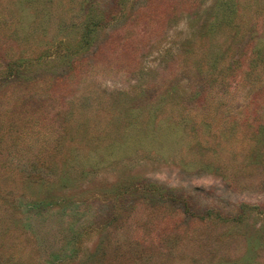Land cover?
I'll list each match as a JSON object with an SVG mask.
<instances>
[{
	"label": "rangeland",
	"instance_id": "rangeland-1",
	"mask_svg": "<svg viewBox=\"0 0 264 264\" xmlns=\"http://www.w3.org/2000/svg\"><path fill=\"white\" fill-rule=\"evenodd\" d=\"M0 264H264V0H0Z\"/></svg>",
	"mask_w": 264,
	"mask_h": 264
}]
</instances>
